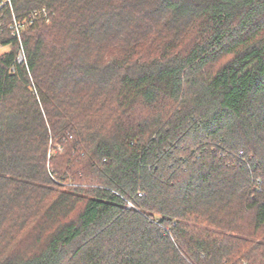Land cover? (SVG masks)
Segmentation results:
<instances>
[{
    "label": "trees",
    "instance_id": "obj_1",
    "mask_svg": "<svg viewBox=\"0 0 264 264\" xmlns=\"http://www.w3.org/2000/svg\"><path fill=\"white\" fill-rule=\"evenodd\" d=\"M42 7L0 39V264H264V0Z\"/></svg>",
    "mask_w": 264,
    "mask_h": 264
},
{
    "label": "built area",
    "instance_id": "obj_2",
    "mask_svg": "<svg viewBox=\"0 0 264 264\" xmlns=\"http://www.w3.org/2000/svg\"><path fill=\"white\" fill-rule=\"evenodd\" d=\"M14 1L16 0H0V39L3 35V32L6 31L11 37L17 40L19 46L16 56V63L22 64L25 62L24 51L21 44L22 31L27 26L32 25L38 19L48 21L49 12L45 7H42L39 9L31 10L26 15L17 16L16 14H14L12 8V4ZM6 8L9 10L10 16L8 22L4 24L3 12ZM10 46V44H3L0 42V51L8 49L10 48ZM9 71L13 72V67H10Z\"/></svg>",
    "mask_w": 264,
    "mask_h": 264
},
{
    "label": "rangeland",
    "instance_id": "obj_3",
    "mask_svg": "<svg viewBox=\"0 0 264 264\" xmlns=\"http://www.w3.org/2000/svg\"><path fill=\"white\" fill-rule=\"evenodd\" d=\"M9 49H10V48H8V49H6V50H1V51H0V56H1L2 54L6 53L7 51H9Z\"/></svg>",
    "mask_w": 264,
    "mask_h": 264
}]
</instances>
